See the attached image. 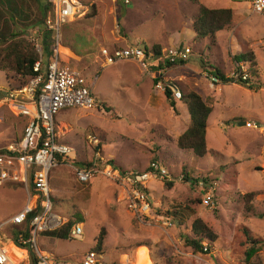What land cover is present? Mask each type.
I'll return each mask as SVG.
<instances>
[{
    "label": "rangeland",
    "instance_id": "1",
    "mask_svg": "<svg viewBox=\"0 0 264 264\" xmlns=\"http://www.w3.org/2000/svg\"><path fill=\"white\" fill-rule=\"evenodd\" d=\"M80 1L86 8L62 28L60 45L70 48L61 47L60 57L83 73L96 105L67 108L57 115L58 122L69 123L58 129L64 137L58 142L74 149L69 157L74 162L62 160L51 172L50 185L55 212L81 225L83 235L66 240L40 235V250L52 255V261L80 262L104 229L101 247L110 262L264 264V47L260 46L264 16L253 13L246 0H199L208 8L233 7L242 12L217 34L216 41L209 37L199 41L194 32L198 5L188 0H130L128 5L123 0ZM24 35L34 46L43 43V32L37 28ZM126 45L191 50L186 64L167 69L163 80L185 91L193 88L213 108L204 158L177 147L176 139L187 130L190 115L181 102L179 115L171 112L164 92L155 88L157 73L135 60L107 63L103 50L110 54ZM249 50L255 54L259 79L250 85L225 81L210 86L214 69L226 78L236 69V56ZM15 85L0 71V147L18 141L27 123L2 102L5 91ZM241 122L247 124L240 126ZM99 158L120 174L142 173L158 162L168 170L174 186L168 189L165 180H151L146 194L152 213L138 218L128 207L123 185L104 175L86 185L77 181L74 168ZM205 177L207 186L200 179ZM211 187L216 190L215 204L207 206L205 194ZM248 193L254 194L250 207L244 199ZM27 202L24 183L0 186V245L9 249L17 264L25 252L7 240L9 220ZM175 210L181 214L168 217L167 212ZM196 218L217 235L206 254L194 253L186 244V238L193 237L190 228ZM252 241L257 244L251 255ZM138 243L149 247L137 250Z\"/></svg>",
    "mask_w": 264,
    "mask_h": 264
},
{
    "label": "built area",
    "instance_id": "2",
    "mask_svg": "<svg viewBox=\"0 0 264 264\" xmlns=\"http://www.w3.org/2000/svg\"><path fill=\"white\" fill-rule=\"evenodd\" d=\"M53 7V12L46 20V30L55 33V42L49 46L51 55H47L46 44H36V50L40 60L35 64L34 71L37 75L23 86L11 87L5 91L2 102L8 104L18 117L26 119V127L20 140L7 146L0 147V186L9 182H21L25 184L28 192V202L19 212L9 220L10 224L27 226L31 238L25 239L24 244L30 245V251L35 257V264H114L107 261L104 254L90 250L80 262L67 260L52 261L37 245V237L53 232L64 227L68 219L55 212L50 185L51 172L60 166V162L71 157L74 149L68 145H62L59 141L56 117L60 111L67 108L90 109L96 105L93 91L87 86V80L80 70L65 65L60 57L61 29L65 24L77 18L86 8L80 0H48ZM250 3L253 13L264 16V0H246ZM128 5L130 0H123ZM260 46L264 47V38ZM106 61L114 64L122 60L138 61L142 67L153 72L150 67L160 63H176L188 61L191 50L188 47L172 46L163 49L160 55L152 49L146 50L142 46H131L112 50L110 54L103 50ZM47 55V56H46ZM48 58L45 72L42 73V64ZM249 73V64L238 63L236 69L227 76V81L245 83L250 85L253 77ZM158 77V78H159ZM225 82L214 75L210 76V86L215 87ZM168 85L175 100L182 98V93L172 83L158 82L155 88L164 92ZM255 127V124L252 126ZM98 160V159H97ZM105 163L103 158H99ZM110 168V167H109ZM106 169V168H104ZM87 169L76 168L77 181L80 184H89L98 175H104L117 184L123 185L126 192L128 207L136 217H150L152 206L148 202L145 191L148 183L153 179L171 180L168 170L160 163L153 162L142 173L132 172L120 174L111 168ZM203 186V185H202ZM34 189L36 195L30 190ZM215 187H211L205 194L204 203L214 205ZM83 228L76 225L72 229L71 236H82ZM20 249V248H19ZM7 248L0 245V264H14L10 261ZM18 264H30L29 252ZM206 252V248H204ZM117 264H134L131 260L120 259Z\"/></svg>",
    "mask_w": 264,
    "mask_h": 264
},
{
    "label": "trees",
    "instance_id": "3",
    "mask_svg": "<svg viewBox=\"0 0 264 264\" xmlns=\"http://www.w3.org/2000/svg\"><path fill=\"white\" fill-rule=\"evenodd\" d=\"M188 1L198 5V12L194 18V32L196 40L202 41L209 37L212 41H216L217 34L233 24L234 11L232 9H213L200 4L199 0ZM52 12L53 7L50 5L48 0H0V71L4 72L7 80L15 83V86H23L27 84L31 78L37 75L34 71V66L40 60V56L34 44L28 41L24 35L28 29H33L34 31V29L37 28L38 31L43 32V43L47 45L45 51L47 52V55L52 54V50H49V46L55 42V33L47 31L45 24L46 18L51 15ZM64 26L62 28H64ZM62 30L63 29H61L60 33H62ZM63 46L65 48H70V45L68 44ZM145 48L146 50L152 49L157 55H160L163 50V48L159 45H154L152 48ZM236 60L238 63H251L249 64V72L251 73L253 79H259L258 63L254 52L249 50L245 53H241L239 56H236ZM47 63L48 58H46L42 64V73L45 72ZM185 64V61H178L176 63L165 62L153 65L150 67V70L161 73V76L158 79H155L154 83L157 84L158 82H162L164 84L163 72L167 69H172L176 66ZM214 71V76L227 81L219 69H214ZM172 84L178 88L176 83ZM178 90L182 93V98L179 101L175 100L168 85H165L164 87V95L171 112L176 116L179 115L178 102H181L186 106L190 115V123L187 130L176 139L177 147L184 151H191L199 158H204L208 153V120L213 112V108L208 104L206 99L193 88L188 91L179 88ZM20 138L21 136L17 137L16 140H20ZM65 161L66 164L74 162V160L69 157H67ZM109 167L110 162L102 163L99 159L94 162L82 163L79 166V168H95L100 170ZM190 179L191 178L187 173L186 181H189ZM200 179L206 186L208 185V177ZM200 179L198 178L195 181L198 182ZM173 186L174 183L172 181H165V188L171 189ZM32 192L34 194L36 193L34 189H32ZM253 196V193L244 195L247 207H250V201H252ZM85 198H89V195H85ZM171 214L178 216L181 212L180 210L167 212L168 217ZM261 217L264 218V213L261 214ZM11 226L10 239L18 248L28 250L30 264H35L36 259L29 249L30 245H26L23 241H21V238L22 240L31 238L30 232L27 230V226H18L13 224H11ZM74 226L75 222L72 219H68L67 223L61 229L42 235L54 237L56 239H70ZM190 230L193 237L186 238L187 246L190 247L194 253L206 254L204 248H206V252H209L212 249L211 245L217 239V235L214 234L212 229L201 218H196L192 222ZM104 234L105 230L102 229L97 245L91 250L104 254L101 247V240ZM204 243L207 244L206 247L203 246L205 245ZM251 243L254 245L250 249L252 255L256 251L255 244L257 243L256 241H252ZM135 247L137 250L141 248L147 249L149 245L145 243H138ZM118 261L119 260H115L112 261V263L117 264Z\"/></svg>",
    "mask_w": 264,
    "mask_h": 264
},
{
    "label": "crops",
    "instance_id": "4",
    "mask_svg": "<svg viewBox=\"0 0 264 264\" xmlns=\"http://www.w3.org/2000/svg\"><path fill=\"white\" fill-rule=\"evenodd\" d=\"M234 6H236V5H234ZM232 10L234 11V16L236 15V14H242V12H240V10H237V9H234L233 7H232ZM127 47L129 46V45H126ZM132 46V45H131ZM124 48V47H123ZM118 49V48H117ZM61 50V49H60ZM113 50H116V48L115 49H113ZM112 51V50H111ZM56 123H57V131H58V129H60L61 128V125H65V126H67L68 124H67V122H64V121H60V122H58V120H57V118H56ZM241 123H243V122H241ZM247 124V123H246ZM58 133H59V131H58ZM64 138V137H63ZM63 138H61V135L59 134V140H61V139H63ZM66 145H68V144H66ZM69 146V145H68ZM76 168H74V170H75ZM120 186H122V185H120ZM123 192H124V190H123ZM5 223V222H4ZM41 238H43V237H41ZM7 240H9V242H10V244H12V245H14L15 246V244L12 242V240H10V239H7ZM16 247V246H15ZM20 250H22V251H24L25 252V256H27V253H26V251L25 250H23V249H20ZM44 253L45 254H47L49 257H52V255H50V254H48V253H46L45 251H44Z\"/></svg>",
    "mask_w": 264,
    "mask_h": 264
},
{
    "label": "bare ground",
    "instance_id": "5",
    "mask_svg": "<svg viewBox=\"0 0 264 264\" xmlns=\"http://www.w3.org/2000/svg\"><path fill=\"white\" fill-rule=\"evenodd\" d=\"M8 254V257L10 259V261H12L14 264H17L15 261H13V258L10 256V252H9V249L7 248V251H6Z\"/></svg>",
    "mask_w": 264,
    "mask_h": 264
},
{
    "label": "water",
    "instance_id": "6",
    "mask_svg": "<svg viewBox=\"0 0 264 264\" xmlns=\"http://www.w3.org/2000/svg\"><path fill=\"white\" fill-rule=\"evenodd\" d=\"M242 125H246V122L240 123V126H242Z\"/></svg>",
    "mask_w": 264,
    "mask_h": 264
},
{
    "label": "clouds",
    "instance_id": "7",
    "mask_svg": "<svg viewBox=\"0 0 264 264\" xmlns=\"http://www.w3.org/2000/svg\"><path fill=\"white\" fill-rule=\"evenodd\" d=\"M125 4V3H124ZM126 5V4H125Z\"/></svg>",
    "mask_w": 264,
    "mask_h": 264
}]
</instances>
